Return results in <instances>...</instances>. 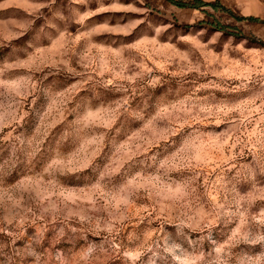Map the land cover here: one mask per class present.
Wrapping results in <instances>:
<instances>
[{
  "label": "rangeland",
  "instance_id": "1",
  "mask_svg": "<svg viewBox=\"0 0 264 264\" xmlns=\"http://www.w3.org/2000/svg\"><path fill=\"white\" fill-rule=\"evenodd\" d=\"M0 264H264V18L0 0Z\"/></svg>",
  "mask_w": 264,
  "mask_h": 264
},
{
  "label": "crops",
  "instance_id": "2",
  "mask_svg": "<svg viewBox=\"0 0 264 264\" xmlns=\"http://www.w3.org/2000/svg\"><path fill=\"white\" fill-rule=\"evenodd\" d=\"M243 15L264 18V0H234Z\"/></svg>",
  "mask_w": 264,
  "mask_h": 264
}]
</instances>
